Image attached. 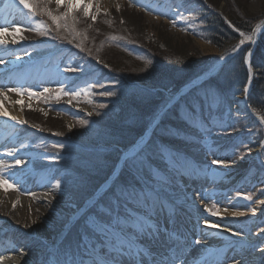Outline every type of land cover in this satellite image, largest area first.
<instances>
[{
	"label": "rangeland",
	"instance_id": "obj_1",
	"mask_svg": "<svg viewBox=\"0 0 264 264\" xmlns=\"http://www.w3.org/2000/svg\"><path fill=\"white\" fill-rule=\"evenodd\" d=\"M28 2L37 6L39 20L18 0H0V11L7 17L19 15L27 20V24L16 23L14 27L20 28L30 57L24 78L16 86H10L15 82L9 81L3 87L34 101L40 108L26 107L24 123L6 130L0 144V173L7 182L4 185H11L7 187L19 196L50 191L61 199L47 208L52 217H40V224H36L37 231L43 233L34 237L39 252L34 264H131L137 257L135 244L151 245L156 232L163 229L156 206L165 201L178 207H193L192 212L207 220L219 216L230 219L225 216L230 212L243 213L233 220L237 232L250 235L254 231L259 235L254 249H264V209L255 214L259 201L264 202V116L259 113L262 118L258 121L238 111V100L246 85L237 66L219 73L214 82L198 87L202 89L197 95L203 100L191 95L194 110L182 108L181 117L190 122L187 125L192 133L183 140L171 137L176 150L171 149L167 119L170 111L166 108L181 89L171 94L151 89L163 92L165 97L150 115L146 129L127 150L157 121L155 138L147 152L139 151L122 166L121 158L127 150L98 151L100 133L95 126L101 121L97 117L91 121L96 110L101 112L106 107L100 105L130 94L136 81L130 75L141 74L144 65L160 62L162 55L166 60L202 57L194 79L213 70L252 34L258 23L264 22V0H110L105 5L90 6L87 16L85 4L78 5L67 18L56 22L47 11L62 17L65 7L57 8L55 0ZM206 11L219 15L237 34L229 50L221 51L205 40ZM241 17L247 20L245 26L250 30L231 24ZM107 92L113 95H105ZM185 97L173 108L180 106ZM259 97L262 94L256 95L255 101ZM200 118L205 119V129L200 127ZM76 129L79 137L67 136ZM161 138L173 155H164ZM253 150L260 152L258 156L252 154ZM177 151L187 154H176ZM239 158L244 164H226L236 163ZM17 160L22 163L17 165ZM213 160L222 163L213 164ZM191 163L208 173L213 182L194 188L190 195L183 178L189 175L187 168ZM123 166V178L134 173L136 167L144 171L140 191L131 190V178L120 182L116 192L111 189L122 175ZM235 173L237 184L224 187L219 182ZM112 176L109 186L100 192ZM170 221L178 225L177 216H171ZM105 226L107 230H101ZM193 245L203 250L206 258L217 259L215 264L228 262L232 253H241L247 247L245 241L230 234H224L214 246L199 237L194 238ZM257 264H264V256Z\"/></svg>",
	"mask_w": 264,
	"mask_h": 264
},
{
	"label": "bare ground",
	"instance_id": "obj_2",
	"mask_svg": "<svg viewBox=\"0 0 264 264\" xmlns=\"http://www.w3.org/2000/svg\"><path fill=\"white\" fill-rule=\"evenodd\" d=\"M109 1L110 0H76V3L77 6L81 4H90V6H93L94 4L105 5ZM151 1L155 2L157 0ZM35 16L36 19L39 20L38 15L35 14ZM16 23L25 25L27 24V20L19 15L7 17L0 11V26L8 29V32L4 35V39L7 43L0 45V110L8 113V115H0V144L8 128L19 124L20 122L18 121H24V111L26 107H39L34 101L21 97L14 92H9V90L3 87V85L9 83V81L15 82V85L13 83L10 84V86H16V84L24 78L23 71L30 61V57L26 53L28 46L24 36H22L20 31L14 32V25ZM263 33L264 22H260L255 26L254 31L249 36L251 39H248V37L245 38L243 40L244 43H241V45H248L250 47L249 51L253 52L252 49L256 47ZM13 40L17 42L12 43ZM252 41H255V43ZM250 83L251 81L249 80L247 83L248 89L251 85ZM247 88L238 100V104L243 108L247 107L245 103ZM13 116L17 119L13 120L10 118ZM157 124L158 122L155 121L153 124L154 130ZM152 138L153 134L151 135L148 130L137 141V148L134 150L133 154L135 155L143 150ZM259 153L260 152L255 150L252 151L253 155L257 154L258 156ZM124 154L121 158L123 162L128 159L124 158ZM234 162L236 163L227 161L226 164L232 166L235 164H244L243 160L240 158ZM190 171L193 182L185 180L184 184L190 195L194 187L199 183L208 184L213 182L210 180L208 174L199 173L195 167H191ZM218 181L219 180H216L215 182ZM237 181L238 178L235 173V175L229 174V176L219 182H221L224 187H229V185L237 184ZM107 186H109V183ZM102 191H105V188L100 192ZM57 201H61V199L50 191H46L45 194L38 193L30 197H23L19 196L15 191L10 190L4 184L0 185V264H34L37 261L39 252L35 249L34 237L43 233V231L39 232L36 229L37 225L40 224L39 218L43 217L46 220L51 218L52 215L47 213L46 210L51 205L50 203ZM259 202V205L256 206V215L261 214L264 209L263 200ZM191 208L193 207H190V209L188 207H178L172 201L157 203L156 212L159 216L158 220L163 225V229L156 232V239L151 242V245H145L143 243L135 244V252L138 258L136 257L131 264H198L201 260L204 261L203 264H215L218 262L217 259L213 260L215 259L214 257L206 258L203 254V250L195 247L191 241L199 237L205 239L209 246H214L219 243L220 238L224 234H230L236 237L240 242L245 241L247 243V247L243 252L232 253L230 260L224 264H236L237 261L239 264H257L264 256V251H262L264 249H254L256 242L259 240V235L257 233L253 231L249 235L246 234V232H237L238 230L233 220L242 215H233L234 212H230L228 215H225L230 219L219 216L209 217L207 220L199 217L197 212H192ZM36 211L42 214L39 215ZM193 213L194 215H192ZM171 216H177L178 225L173 224L175 221L169 222ZM56 228H58V226ZM165 229H167V231ZM59 234L62 233L60 232ZM12 241H14V245L10 244Z\"/></svg>",
	"mask_w": 264,
	"mask_h": 264
},
{
	"label": "trees",
	"instance_id": "obj_3",
	"mask_svg": "<svg viewBox=\"0 0 264 264\" xmlns=\"http://www.w3.org/2000/svg\"><path fill=\"white\" fill-rule=\"evenodd\" d=\"M205 14L208 20L206 27L207 34H203L205 40L211 44L213 43L221 51L229 50L236 42L238 38L237 34L230 28L226 21L219 17V15L216 13L212 11H206ZM246 22L247 20L241 17L240 19H233L231 24L240 30H250L245 26ZM159 51L160 54H162V50ZM255 51L256 52L253 55L251 61L255 78L253 81L254 86L249 97V106H251L255 113H260L264 116V34L261 36L260 42L257 45ZM246 53L247 49L236 55L232 60L228 61L220 73L222 74L224 71L227 72L228 70H232L233 67L237 66V70L239 69L244 75L242 82L246 85L248 78L247 68L244 62ZM187 54L190 53L187 52ZM162 56V60L160 62H152L148 65H144L146 67L141 74L129 76L130 79H136V81H134L135 84L132 85L134 89L130 92V94L122 95V97L119 95V98L117 99H110L104 104L106 107L103 111L97 112L96 110V114L91 121H96V117L97 119L100 118L99 121H101V124L97 123L95 126L98 134L100 133V137H98L100 140L96 141L98 145V151L99 149L100 151L106 149L109 151L111 150L110 153H113L115 150L116 153L121 152L122 150H127L133 145V143L146 129L148 123L150 122V115L157 109L156 106L162 102V99L165 97L162 94L163 92H152L151 89L160 91L163 90L167 94H171L180 90L182 86L198 76L199 71H197L196 66L199 65L198 63L202 62V57L199 58L195 56L194 58L186 59V57L182 58V56L180 58L171 57L169 60H166L163 59ZM230 72L234 73V70ZM217 76L209 81L214 82ZM201 89L196 88V90H192V94L191 92L188 93L185 97L186 99L180 106L174 108L172 107L168 113L167 119L169 120L170 142L172 150H176V148H174V142L171 140V137L174 136L180 139L188 138L192 133L191 128L187 125L190 122H187L188 120H186L184 117L182 119L181 112L182 108H187L190 112H193L195 100L192 101L191 95H197ZM259 93L262 94V97H259V100L255 101V96ZM197 96L203 100L200 94ZM96 109H98V107H96ZM199 122L201 127V123L203 122L201 118ZM76 135H79L77 129L73 131L71 135L67 136L73 138L79 137ZM153 137L155 138V134ZM92 139L95 138L89 137V140ZM159 140L162 141V152L164 155L166 153L173 155L169 144L167 143V145L163 141V138ZM150 142L142 150V153L147 152V147L150 145ZM176 154L186 155L187 152L177 151ZM132 171H134V173L131 172V174L123 178L125 175V166H123L121 172L122 175L119 176L118 181H116L115 184L113 183L111 189L116 192L118 190L117 186L120 184V182L123 183L124 181L131 178L133 182V184H131L133 186L131 190L134 189V192L140 191L139 186L142 180L140 176L144 175V171L140 168L138 169L137 167ZM134 192L131 194H135Z\"/></svg>",
	"mask_w": 264,
	"mask_h": 264
},
{
	"label": "snow or ice",
	"instance_id": "obj_4",
	"mask_svg": "<svg viewBox=\"0 0 264 264\" xmlns=\"http://www.w3.org/2000/svg\"><path fill=\"white\" fill-rule=\"evenodd\" d=\"M18 2H19V4L23 5V7H24L25 9L28 10V13H29V14H31V15H33V16L36 14V12H37V6H36V5H34V4H32V3H29L28 0H18ZM55 3H56V5H57V8L63 6V7L66 8V11L64 12V14H63L62 17H58V16H54V15H52V13H51L50 10L47 11V14L52 18V20H53L54 22H56V21H58V20H60V19H65V18H67L68 15H69V13H70V10H74V9L77 8L76 0H55ZM89 7H90V4H85V5H84V12H85V15H86V16L89 15V13H88V8H89ZM91 18H92L93 20L96 19L95 16H92ZM58 26H59V25H58ZM19 31H20V28H19V27H15V28H14V32H19ZM7 32H8V29H7V28H5V27H3V26H0V45H4V44L7 43V41L4 39V35H5V33H7ZM241 35L243 36L244 34L241 33ZM248 39H251V37H248ZM16 42H17V41H15V40L12 41V43H16ZM252 42L255 43V41H252ZM241 43L243 44L244 41L242 40ZM248 55L251 56V52H249ZM73 70H74V69H73ZM10 91H16V92H19L20 90H19V89H11ZM44 91L47 92L48 89H45ZM29 94L31 95V93H29ZM104 94H105V95H113V93H111V92H107V93H104ZM100 107L103 108V107H105V105H100ZM0 115H8V113H7V112H4V111H2V110H0ZM10 118L13 119V120H16V119H17V118L14 117V116H13V117H10ZM18 122H20V123H24V121H18ZM81 123H84V122L82 121ZM9 154H11V153H9ZM21 163H22V162H21L20 160H17V161H16V164H17V165H20ZM212 163H213V164H220V163H222V162H221V161H217V160H213ZM6 183H7V182H6V180H5L4 176H3V174L0 173V185L6 184ZM7 186H8V187H11V185H7ZM57 187H59V185H57ZM253 211H254V210H253ZM233 215H243V213H233ZM128 218H129V219L132 218V217H131V214H128ZM101 230L106 231V230H107V226L103 227ZM262 231H264V230H262ZM196 243L199 244L200 241H196ZM262 251H264V250H262ZM236 264H239V262L237 261Z\"/></svg>",
	"mask_w": 264,
	"mask_h": 264
},
{
	"label": "water",
	"instance_id": "obj_5",
	"mask_svg": "<svg viewBox=\"0 0 264 264\" xmlns=\"http://www.w3.org/2000/svg\"><path fill=\"white\" fill-rule=\"evenodd\" d=\"M244 48H245V45L244 46L240 45V46L236 47L231 53L225 55L224 58L219 62V64L213 68V70L202 74V76H200V77L192 80V82L188 83L187 85H184L183 88L173 97L174 99L171 101V103L167 106L166 109L170 110L171 106L174 105V104H176L181 99L180 97L183 94L187 93L188 91L192 90V88H195V87L199 86L200 84H202L206 80H209L211 78H214V76H216L220 72V70L224 67V65L226 64V62L229 61L230 59L234 58V56L236 54L240 53V51H242ZM251 56H252V53H251ZM251 56L248 55L247 58H246V62H247V65L248 66L251 63L250 62L251 61ZM251 89H252V84L250 85L249 89L247 88V91H246L245 103H246V106L247 107L246 108H243L242 106H240V108L238 109V111L245 112V114H248L249 113L252 117H255L258 120L259 119L261 120L262 116L256 115L251 110L250 106H248V98L250 96L249 94L251 92ZM153 130H154V126H152L149 129L150 133H152ZM136 148H137V144L133 148H131L128 151L125 152L124 158H129V157L133 156L134 155L133 152H134V150ZM122 162H123V160L121 161L120 165L122 164ZM113 177L114 176L110 177V179L103 185V187L100 189V191L102 189H104L111 180H113ZM86 206L87 205H84V207H86Z\"/></svg>",
	"mask_w": 264,
	"mask_h": 264
}]
</instances>
